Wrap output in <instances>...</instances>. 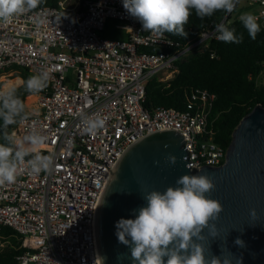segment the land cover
<instances>
[{
  "label": "built area",
  "instance_id": "obj_1",
  "mask_svg": "<svg viewBox=\"0 0 264 264\" xmlns=\"http://www.w3.org/2000/svg\"><path fill=\"white\" fill-rule=\"evenodd\" d=\"M253 4L264 27V0ZM37 16L47 23L37 26ZM109 20L126 24V40L102 36ZM216 35L215 29L203 33L199 43ZM199 43L173 50L165 34L144 32L122 0H86L83 5L60 0L55 7L0 22V83L22 82L13 67L31 75L42 66L53 69L47 87L35 95L37 109L11 132L22 136L35 127L48 136L41 151L54 156V167L38 175L22 171L15 183L0 185V229L10 227L22 238L19 264H94L100 256L96 215L110 174L125 151L146 135L181 132L193 168L225 162L227 149L214 141L209 128L215 95L196 90L183 111L144 107L148 81L171 80L175 62ZM82 114H98L104 128L85 133Z\"/></svg>",
  "mask_w": 264,
  "mask_h": 264
},
{
  "label": "clouds",
  "instance_id": "obj_2",
  "mask_svg": "<svg viewBox=\"0 0 264 264\" xmlns=\"http://www.w3.org/2000/svg\"><path fill=\"white\" fill-rule=\"evenodd\" d=\"M42 0H0V22L9 23L14 17L37 9ZM240 0H122L123 8L142 24V30L153 36L162 37L165 32L186 37L184 25L194 9L196 16L203 21L217 11L232 13ZM258 17L252 13L239 16L251 39L255 40L260 31ZM37 26L47 23L37 16ZM203 27V24L201 25ZM216 39L222 42L241 43L243 34L237 35L234 28L225 23L215 25ZM52 68L42 66L38 74L24 81V89L30 94L45 89L51 79ZM28 119L25 104L16 89L0 91V185L13 184L22 171L32 175L50 172L54 167V156L42 154L49 137L33 127L27 134L17 136L9 132V126L22 125ZM82 130L96 134L105 126V120L98 114L81 115ZM167 161L175 165L177 159L169 155ZM158 163V162H157ZM189 167V166H187ZM215 189V184L207 174L184 175L176 181V186L164 191L153 190L143 194L146 206L134 210V219L121 218L115 225L116 237L120 244L130 249L133 264H221L220 259L205 258L201 243L205 236L215 238V224L223 211L222 205L206 197ZM255 218V210L250 212ZM235 243L241 247L243 241ZM167 258L166 261L164 258ZM120 256L118 259H123ZM104 258L97 255L94 264H103ZM223 264H230L225 259Z\"/></svg>",
  "mask_w": 264,
  "mask_h": 264
},
{
  "label": "water",
  "instance_id": "obj_3",
  "mask_svg": "<svg viewBox=\"0 0 264 264\" xmlns=\"http://www.w3.org/2000/svg\"><path fill=\"white\" fill-rule=\"evenodd\" d=\"M185 144L181 132H154L133 143L120 158L96 215L103 264H133L129 247L118 242L115 225L121 218L134 219V210L146 206L143 194L175 187L184 175L204 174L215 184L206 197L223 207L219 218L210 221L217 237L204 229L205 239L198 241L205 258L216 257L221 264L225 259L230 264H264V106L257 105L240 121L220 166L191 167ZM169 155L176 157L175 165L167 161ZM252 210L257 213L255 218L250 215ZM237 239L243 247L235 243Z\"/></svg>",
  "mask_w": 264,
  "mask_h": 264
},
{
  "label": "trees",
  "instance_id": "obj_4",
  "mask_svg": "<svg viewBox=\"0 0 264 264\" xmlns=\"http://www.w3.org/2000/svg\"><path fill=\"white\" fill-rule=\"evenodd\" d=\"M59 1L42 0L38 8L55 7ZM69 1L83 5L86 0ZM190 12L189 20L184 25L188 33L186 37L164 33L172 39L173 50L184 49L199 43L203 33L213 31L215 25L227 16L226 12L217 11L211 17L201 21L194 9ZM202 24L203 27H201ZM225 24L230 29L234 28L237 35L243 34V41L226 43L218 41L215 37L197 44L175 62V75L171 80L164 82L159 77H153L148 81L144 107L149 111L158 107L183 111L196 90H204L215 95L209 116V128L213 133L214 141L227 149L240 121L257 105L264 106V27L259 24L260 31L253 40L239 18H232V13L226 18ZM143 51L154 52L160 49H143ZM14 70L20 72L24 81L31 76L25 69L19 70L16 67ZM1 86L2 83L0 88ZM11 86L12 84L6 89ZM15 89L25 104L26 113L27 98L43 92L42 90L39 93L30 94L25 91L24 85ZM15 126H9V132ZM0 143H4L3 139H0ZM22 245V238L16 231L7 226L2 227L0 229V264H19L17 257L24 252Z\"/></svg>",
  "mask_w": 264,
  "mask_h": 264
},
{
  "label": "rangeland",
  "instance_id": "obj_5",
  "mask_svg": "<svg viewBox=\"0 0 264 264\" xmlns=\"http://www.w3.org/2000/svg\"><path fill=\"white\" fill-rule=\"evenodd\" d=\"M253 1L254 0H240L237 8L232 12V18L233 19L239 18V16L243 13H252V14L258 13L259 7L256 4H253ZM72 2H74V0ZM14 69H16V67L15 68L13 67V70ZM17 69L20 70V68H17ZM14 71H18V70H14ZM174 75H175V70L170 73V75H169L170 79H172L174 77ZM14 76H18V74L9 75L10 78H13ZM164 78H165V76H162L161 80L167 81V78H165V79ZM18 80H20V79L17 78L14 81H4L2 83V91L7 90L6 87L9 86L10 84H12V86H16L15 84H18L17 87L24 85V80H22V82L18 81ZM2 81H3V79H2ZM11 87H9V88H11ZM27 99H28V100H26L27 112H29V113L34 112L37 109L36 97L30 96Z\"/></svg>",
  "mask_w": 264,
  "mask_h": 264
},
{
  "label": "crops",
  "instance_id": "obj_6",
  "mask_svg": "<svg viewBox=\"0 0 264 264\" xmlns=\"http://www.w3.org/2000/svg\"><path fill=\"white\" fill-rule=\"evenodd\" d=\"M103 37L109 40H126L127 39L126 24L109 20L106 24Z\"/></svg>",
  "mask_w": 264,
  "mask_h": 264
},
{
  "label": "bare ground",
  "instance_id": "obj_7",
  "mask_svg": "<svg viewBox=\"0 0 264 264\" xmlns=\"http://www.w3.org/2000/svg\"><path fill=\"white\" fill-rule=\"evenodd\" d=\"M18 81H20V80H18ZM28 100V99H27ZM30 100V99H29Z\"/></svg>",
  "mask_w": 264,
  "mask_h": 264
}]
</instances>
